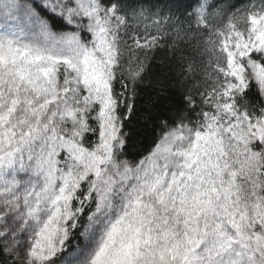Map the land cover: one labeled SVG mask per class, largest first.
Listing matches in <instances>:
<instances>
[{
  "label": "snow or ice",
  "instance_id": "1",
  "mask_svg": "<svg viewBox=\"0 0 264 264\" xmlns=\"http://www.w3.org/2000/svg\"><path fill=\"white\" fill-rule=\"evenodd\" d=\"M0 254L264 264V0H0Z\"/></svg>",
  "mask_w": 264,
  "mask_h": 264
},
{
  "label": "trees",
  "instance_id": "2",
  "mask_svg": "<svg viewBox=\"0 0 264 264\" xmlns=\"http://www.w3.org/2000/svg\"><path fill=\"white\" fill-rule=\"evenodd\" d=\"M232 2L241 3V2H247V0H232ZM156 55L157 58H164L166 54L164 52H158ZM157 67H159V65H157ZM141 139L143 140V138ZM0 262H2V264H11V257L0 254Z\"/></svg>",
  "mask_w": 264,
  "mask_h": 264
},
{
  "label": "rangeland",
  "instance_id": "3",
  "mask_svg": "<svg viewBox=\"0 0 264 264\" xmlns=\"http://www.w3.org/2000/svg\"><path fill=\"white\" fill-rule=\"evenodd\" d=\"M20 259H21V261H22V260L24 259V257H23V256H21V257H20Z\"/></svg>",
  "mask_w": 264,
  "mask_h": 264
}]
</instances>
